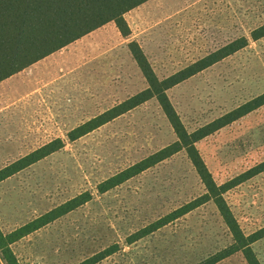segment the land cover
I'll use <instances>...</instances> for the list:
<instances>
[{
	"label": "rangeland",
	"instance_id": "374dc122",
	"mask_svg": "<svg viewBox=\"0 0 264 264\" xmlns=\"http://www.w3.org/2000/svg\"><path fill=\"white\" fill-rule=\"evenodd\" d=\"M124 17L131 33L116 47L90 49L87 62L80 58L51 72L33 94L0 91V168L53 139L63 141L58 151L0 182V229L9 232L84 191L91 194L13 243L19 264H79L112 245L114 252L95 264H198L232 244L211 201L134 238L204 194L182 150L97 192L103 180L176 140L154 98L73 141L66 134L147 87L128 50L131 41L163 79L245 37L242 48L166 90L188 132L263 93L264 36L253 40L250 32L264 24V0H147ZM195 147L218 185L264 161V104ZM223 197L245 235L264 227V170ZM250 247L264 264V236ZM213 264L247 263L237 251Z\"/></svg>",
	"mask_w": 264,
	"mask_h": 264
},
{
	"label": "trees",
	"instance_id": "16d2710c",
	"mask_svg": "<svg viewBox=\"0 0 264 264\" xmlns=\"http://www.w3.org/2000/svg\"><path fill=\"white\" fill-rule=\"evenodd\" d=\"M146 1L0 0V81L108 22H113L122 36L129 35L130 30L123 16ZM262 36H264V24L250 32V38L253 40ZM246 42L245 37L228 42L163 79H158L154 74L139 45L134 41L129 42L127 44L128 50L145 79L147 87L71 129L66 134L67 138L73 141L148 99L154 98L172 128L176 140L103 180L97 185L96 190L100 194L104 193L173 154L181 150L184 151L204 187V194L144 227L135 233L134 238H141L168 221L186 214L205 202L211 201L231 235L232 244L198 264H213L237 251L241 252L247 264H260L250 245L264 236V227L250 235H245L239 228L224 200L223 194L235 185L263 171L264 161L233 179L218 185L202 160L195 143L263 105L264 92L188 132L170 103L166 90L234 53L242 48ZM62 146L63 141L56 138L8 163L0 168V182L47 155L58 151ZM90 199V192L84 191L9 232H3L0 229V258L4 264H19L11 249L13 243L74 210ZM115 248L116 245H112L79 264H95L100 259L112 254Z\"/></svg>",
	"mask_w": 264,
	"mask_h": 264
},
{
	"label": "crops",
	"instance_id": "0c3cea01",
	"mask_svg": "<svg viewBox=\"0 0 264 264\" xmlns=\"http://www.w3.org/2000/svg\"><path fill=\"white\" fill-rule=\"evenodd\" d=\"M124 17V16H123ZM125 20V17H124ZM126 21V20H125ZM127 24V21H126ZM114 29H113V27ZM129 30L130 27L127 24ZM108 29L107 32L110 31L112 33L115 44L113 45V41L105 36V30ZM131 33V30H130ZM129 33V35H130ZM95 34H101V39H93ZM122 36L120 32L117 30L113 22H108L101 27L91 31L90 33L80 37L79 39L73 41L72 43L66 45L65 47L55 51L44 58L38 60L37 62L31 64L30 66L24 68L23 70L11 75L10 77L0 81V91H8V90H30L32 91L36 89L39 90L38 87L45 84V79L51 72H57L59 70H64L65 66H68L71 61H77L82 58L84 62H87L86 58L88 55H91L90 49H94L98 46L101 48H113L117 46L119 37L123 40H126L129 36ZM94 40V41H93ZM140 47V46H139ZM141 48V47H140ZM142 50V48H141ZM143 52V51H142ZM103 53H100L102 55ZM111 55V51L107 53ZM144 54V53H143ZM96 55V53H95ZM107 55V56H108ZM39 92V91H38Z\"/></svg>",
	"mask_w": 264,
	"mask_h": 264
}]
</instances>
